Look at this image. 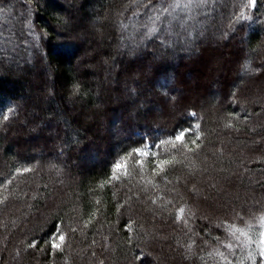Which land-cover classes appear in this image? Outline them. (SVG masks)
<instances>
[{
	"label": "trees",
	"instance_id": "1",
	"mask_svg": "<svg viewBox=\"0 0 264 264\" xmlns=\"http://www.w3.org/2000/svg\"><path fill=\"white\" fill-rule=\"evenodd\" d=\"M180 1L185 0H0V35H7L13 47L23 46L31 54L29 61H18L7 48L2 49L0 38V225L7 217L11 222L0 227V242L4 230L13 239L18 236L20 225L15 221L22 211L16 205L30 201L21 223L24 237L12 264H185L187 254L180 256L178 247L163 249L166 258L154 257L160 233L173 227L177 228L172 230L176 244L194 252L191 264H264V210L252 217L242 211L240 218L221 219L214 227L200 214H192L201 201L188 192L194 178L204 171L232 178L233 166L242 165L255 146L254 136H264V125L255 126L264 107L258 103L239 107L235 102L247 88L241 86L246 71L256 68L254 62L264 57V0H256L255 7L251 0H239L234 8L228 0L221 6L217 0H204L208 7L198 4L194 11H182L176 18L182 24L195 17L201 32L205 28L206 32L227 33L231 28L225 44L229 37L232 43L235 37L241 38L242 47L234 44L237 60L244 56L242 76L224 78L207 100L213 107L221 106L224 129L220 130L216 120L205 123L195 108L197 99L193 108H187L188 98L181 100L187 104L179 103L180 117L161 119L164 129L144 103L135 113L138 124L132 126L127 116L132 103L119 98L122 84L141 73L140 81L149 90L140 85L139 92L132 89L134 95L139 93L147 104L167 106L169 83L187 90V78L200 75L195 62L185 60L186 45L193 52L201 51L200 61L209 51L197 29H189L192 38L186 35L184 45H165L158 39L167 41L166 24L171 19L164 13ZM132 22L143 28L136 32L129 26ZM151 28H156L155 33L145 38ZM180 29L173 24L170 36L175 38ZM28 37L32 41L27 44ZM127 37L143 39L145 48L158 50L159 60L151 61L154 68L147 74L142 70L145 65L140 68L119 53V41L129 42ZM207 42L218 44L213 39ZM145 52L143 58L148 60L151 53ZM105 59L111 63L107 72L114 78L113 86L106 85L107 79L100 75V60ZM114 66L119 70L115 72ZM255 75L250 77L253 85L264 80V73ZM157 79L164 86H157ZM20 117L33 122L25 126ZM105 117L118 124L123 120L133 135L122 143L102 139L99 120ZM36 121H52L62 129L56 135H45ZM108 125L109 129L116 127ZM229 130L238 133L236 139L230 136L235 149L227 154L232 157L221 149L216 151L219 134L228 135ZM33 132L42 138L43 149L61 136L67 151H48L45 156L31 151L24 140ZM92 135L105 146L106 158L97 148L74 151L78 145L88 148ZM146 147L148 153L142 151ZM64 156L69 159L66 163L60 159ZM56 158L60 161L55 162ZM47 165H52L49 171ZM259 171L262 183L258 187L264 190L263 157L250 166L249 174L255 176ZM240 181L251 190L247 178ZM57 199L56 208L49 210V203ZM39 214H44L41 220ZM151 215L163 224L155 219L149 223ZM5 240L4 247L0 245V264L9 257L5 247L9 236ZM97 249L102 255L99 259Z\"/></svg>",
	"mask_w": 264,
	"mask_h": 264
},
{
	"label": "rangeland",
	"instance_id": "2",
	"mask_svg": "<svg viewBox=\"0 0 264 264\" xmlns=\"http://www.w3.org/2000/svg\"><path fill=\"white\" fill-rule=\"evenodd\" d=\"M216 1V0H215ZM225 0H217V4H219L221 6V4H224ZM238 1L239 0H228L227 3L230 2L231 7L234 8L236 5H238ZM177 3V4H176ZM175 4H173L169 10L165 11L164 15H167L168 18H170V22L166 24V28L168 29L166 32L169 34L167 37V41H165V39H161V37L159 36V42L165 45H170V43L172 44H178V42H180V44L184 45L183 39L185 38L186 35H188V38H192V33L189 32L190 28H195L198 30V28L201 27V24H199L197 21V19L194 17V19H187L184 23H180V21L178 22V20L176 19L178 17V13L182 12V11H190L191 9H193V11L197 8V5H201L206 6L207 4L205 3L204 0H185V1H180V2H176ZM211 7H214V3L212 2ZM219 6V7H220ZM208 7V5H207ZM218 9V8H216ZM204 13L199 14V16L201 17ZM206 14V13H205ZM177 23V26L180 25L181 29L179 32H177L176 37L174 38L173 36H170L171 34V29H172V25ZM131 28H133L134 30H140V28H143L137 24H135V22L130 23L129 25ZM205 26H207L205 24ZM229 34L227 33H218V32H211L209 29L206 32L205 28L202 30V32L200 30H198L197 32V36L200 39H203L204 44L206 45L205 47L209 48V51L207 52V56L204 57V59L202 61H200V59H198L201 55V51L198 52H193L194 50L191 48V46L186 45L187 48H185V52H186V57L185 60L187 62H189L190 64L195 62V66L196 69L200 72V75H198V77L195 78H187V86H185V88L187 87V90H182V88L180 89L179 87L176 88L175 83L171 84L169 83L168 85V90L171 91L170 95L165 97L167 98V106H157V105H153L152 103H146V99L144 97H142L139 93L135 96L134 95V91L132 90L133 88H138V92H139V86L143 85L144 89L146 91H148V86L145 85V83H142L140 74H133L132 75V80L127 81V82H122V91L120 92L119 98H122L124 102H128V103H132V106L129 108L128 110V117L130 116L131 118V125L135 126L138 124V121L136 120L135 117V113L137 112L138 109L143 107H147L149 108V110H151L154 113V117L156 119V124L157 125H163V117L167 118V116H170L171 118H176L177 116H181L182 112H180L181 108L179 103L183 102L184 104H187L186 102L189 101L190 104H188V107L193 108V100L197 99L196 102V106L195 108L197 109V111L201 112V114L204 116V121L205 123L208 120H216V122H218L220 127V130L224 129L225 125L222 124V118H221V106H216L213 107L211 106L207 100L208 97L210 96V93H215V86L216 84H220L221 81H224V78H228L229 76L233 77V79H235L236 76H242L240 74L241 68L243 66L242 62L244 60V56H240V58L237 60L236 58V45L234 44L235 42L237 44H240L239 47H242V41L240 37H235V42L232 43V40L229 41L231 38L229 37L228 40V44L227 43V38L226 34L229 36L232 32L231 28L227 29ZM146 34L144 35L145 38L150 37L151 35H153V33H155L156 28H151L149 30H146ZM170 32V33H169ZM183 37V38H182ZM0 38L2 39V49L3 48H7L8 51L13 54L14 58L19 59L18 61H29V59L31 58V54L28 52V50H26L23 46H12L13 44H11V40L10 42L8 41V37L6 36H2L0 35ZM164 38V37H163ZM170 38H172V41H170ZM3 39H7V42L4 43ZM129 42H120L119 41V53H124V55L126 56V58L131 62H135L139 65V67L141 68L143 65H145L144 68H142V70L144 71V73L150 71L153 67V63L151 62L152 60H159V52L158 50H155L153 48H145L144 47V40L140 39L139 42L137 40H134L133 37L129 40V37L126 38ZM133 39V40H132ZM213 39V41L217 42L218 44H211V42H207V40ZM31 38L28 37L27 39V44L31 43ZM206 41V42H205ZM13 42V40H12ZM210 43V44H209ZM26 44V43H25ZM209 44V45H208ZM224 45H228L226 47H224ZM1 49V48H0ZM153 49V51H152ZM145 51H148L151 53V55L149 56L150 58H148V60L144 59L143 55H145ZM100 65L102 67V69L100 70V75L102 79H107V81L105 82L106 85L109 84V86H113L114 83V78L109 76V73L107 72L108 69L111 66L110 61H108V59L101 61L100 60ZM254 64L257 66L256 68H253V70H248L246 71L247 74L250 75V77L253 75H255L256 73H264V57L263 59H260V61H255ZM98 69V67H96ZM115 68V72L118 71V66H114ZM123 70V69H122ZM140 70V69H139ZM236 73V75H235ZM147 74V73H146ZM245 75L246 77L244 78L245 82L241 85V86H247L246 90H242L241 92L243 93L242 96L241 94H238L237 97L235 98V102L237 103V105L239 107H248L251 104L255 105V103H258L260 106L264 107V80H260L258 82H255V84L253 85L252 80L250 79V77H247L248 75ZM261 75V74H260ZM259 76V75H258ZM143 77V76H142ZM256 77V75L254 76ZM186 78V76H185ZM209 82L207 85H205V80L209 79ZM200 84V86H199ZM156 85L157 86H164L163 85V81L161 79H157L156 80ZM157 88V87H156ZM222 94V93H221ZM187 101H181L186 100ZM223 100V96L219 97L218 102H222ZM231 102H234L231 100ZM141 106V104H143ZM91 114V113H89ZM124 114V113H123ZM90 116H93L92 114ZM212 117V118H211ZM258 121L255 122V126L257 125H264V115H260L258 117ZM21 123L24 124L25 126H30L29 124H31L30 119L25 122V119L23 117H20ZM108 122L111 123L112 125L115 124L114 128H108ZM36 127L40 128V130L43 132H45V135H56L59 132V129L61 127H59V129H57V124L55 122H50L49 124H39V121H36ZM99 124L102 125V127L99 130V134L101 136L102 139H106L108 140L110 143H122L127 141V139L130 138V136H132L130 134V130L129 126H127L124 121L122 120L121 123H116L112 122L111 117H105L102 118L101 120H99ZM57 127V128H56ZM163 128V127H162ZM227 125H226V129H227ZM62 129V128H61ZM164 129V128H163ZM207 131V128L205 129ZM157 130H153L154 134H156ZM56 132V133H55ZM34 134L31 136L30 139L28 140H24L25 144H27V146L29 147V149L33 152L36 153H43V156H45L48 151H67L65 148V145L62 142V138L61 136H59L58 138L55 137L53 145L50 146V148H41L42 147V142L39 141V139H42L39 134L33 132ZM230 133V134H229ZM238 133L237 131H233V130H229L228 135L225 134H219V138L220 140H218L217 142V146H216V151L220 152L221 151L224 153H226L227 157H232V155H228L227 152L230 151H234L235 149V142H233V138L236 139ZM230 136H232L233 138H231ZM255 141L252 145H255L253 147H250L251 149L249 150V153L247 154V156H245V160L243 161L242 165H238V166H233L231 171V176L232 178L228 177L226 179H222L220 176L217 175V173H211L210 171H204L203 173H200V175H197V177H195L188 189L189 194L192 195V197L195 200H199L201 201V204H197V207H195L194 212H192V214H197L202 217V220L206 223L209 222L213 224L214 227H218V225H220V221L221 219H228V220H232V219H237L240 218L241 213L244 212L245 216L247 217H252V216H256L258 214V211H262L264 210V190H261L262 187H258L261 183H262V175L260 173H262L261 171H259L258 174H256L255 176L249 174V169L250 166H252V164H254V162H256L260 157L264 158V136L262 134H257L254 136L253 138ZM88 143L89 146L88 148L84 149L82 147H80L79 145L77 146V148L74 150L76 152L79 153H83V151H94L93 148H97L96 150L101 151L102 157L106 158V149L105 146H103V143H100L97 141V139L94 138V136L92 135V137L88 136ZM95 143V144H93ZM251 145V146H252ZM147 146V145H146ZM148 148L146 147L145 149H143L142 151L147 152L148 153ZM19 151H22L21 146L19 147ZM55 157V156H54ZM89 158V157H88ZM62 163H66L69 161V159L67 158V156L60 158ZM88 161V159H86ZM60 161L58 158H56L55 162ZM44 164V163H43ZM42 164V165H43ZM53 164V163H52ZM211 163L208 165V168H210ZM218 167H220L218 165ZM50 168H52V165H47V168L45 167V169H47V171L50 170ZM218 171V170H217ZM247 178L252 185L251 190H249L248 186H244L241 183V179L242 177ZM35 190V189H34ZM187 191V189H186ZM262 191V192H261ZM59 200H55L53 203L50 202L49 205V210H53L56 208V204ZM198 203V202H197ZM29 204L30 201H26L22 202L20 205H16L17 210L22 211L19 212L17 214V220L15 221L16 226H19V230L20 233L22 232L23 228L25 227L24 224H21L25 217L24 212L25 207L27 209V212L29 211ZM243 211V212H242ZM191 214V215H192ZM44 214H39L38 215V220H41V216ZM189 216L191 219H193V215ZM153 219H155V221H159L160 224H163V222L161 220H158L157 216H150L148 222L152 223ZM5 221L2 223V225H0V227L2 228L3 224H11V222H9V217L4 219ZM148 223V224H149ZM147 224V225H148ZM146 225V226H147ZM149 227V225L147 226ZM177 230L176 227H173L172 229L169 230H164L163 233H160L159 238L157 240V249L154 257H159L160 258H166L167 256V248H171L172 250L178 247V253L181 256L182 253L187 254L186 259L184 261H186L185 264H191V259L192 256L194 254L193 250L190 249H186L184 247H181L180 244L177 245L176 242L172 239V230ZM18 234V236H16V238H12V233H10L9 230H4L3 231V235H2V239L0 242V245H2V247H4V244H6V236H9V242H7V245H5V247L7 248V251L9 253V257H7V259H5L3 264H12L13 258L15 257V252L16 249L18 248L19 244H22L21 242V238L23 239L24 234ZM163 244V245H162ZM171 246V247H170ZM166 249V250H163ZM21 250V249H20ZM159 254V256H158ZM189 255V256H188ZM101 252L97 249V258H101ZM193 263H195L193 261ZM175 264H181L180 262L175 263Z\"/></svg>",
	"mask_w": 264,
	"mask_h": 264
},
{
	"label": "snow or ice",
	"instance_id": "3",
	"mask_svg": "<svg viewBox=\"0 0 264 264\" xmlns=\"http://www.w3.org/2000/svg\"><path fill=\"white\" fill-rule=\"evenodd\" d=\"M251 3H252V6L255 7V3H256V0H251ZM195 113H193L194 115ZM186 138V135L182 138V139H185ZM65 239V238H64ZM57 247H59V245H57Z\"/></svg>",
	"mask_w": 264,
	"mask_h": 264
}]
</instances>
